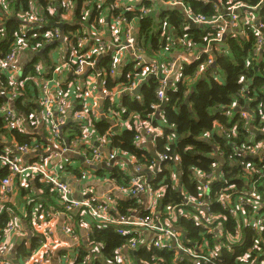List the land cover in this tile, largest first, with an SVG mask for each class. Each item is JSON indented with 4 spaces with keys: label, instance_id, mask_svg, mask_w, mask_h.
<instances>
[{
    "label": "built area",
    "instance_id": "obj_1",
    "mask_svg": "<svg viewBox=\"0 0 264 264\" xmlns=\"http://www.w3.org/2000/svg\"><path fill=\"white\" fill-rule=\"evenodd\" d=\"M103 0H84L78 11L72 0H56V2H47V9L42 7L35 8L32 2L29 4V10L24 11L22 7L16 14L18 28L14 35V40L10 44H5L7 51L0 57V79L5 78L6 86L0 81V96L6 99V103L0 106V120L9 130H16L19 134L32 136L28 126H36L42 123L47 127V138L45 142L47 148H58L53 153L44 156L42 146L34 143L33 147L15 146L12 143H4L12 146L13 150L5 147L0 152V167L6 168L7 175L0 180V212L5 208L8 216V222L3 229L0 239V264H49L51 253L50 245L52 237L51 224L59 218H66L68 224L78 217L81 222L89 225L86 234V242H89L91 234L90 224L86 222L92 219L100 226L112 227L114 232L119 236L130 237L129 242L121 246L116 251L117 264H133L124 254L127 252H137L145 250L147 252L153 249L173 250L175 264H180L184 259L190 261L191 264H226L220 260L218 253L222 249H226V243H221L210 251L205 244L195 243L189 245L183 234H179L172 227H165L161 223L157 213H155L156 203L158 199L157 191L154 189L153 183H148L142 177L144 167L132 166L131 172L134 175L128 187H114L113 192H106L99 198L89 197L88 199L76 200L72 197L70 187L60 179L58 172L62 170L63 157L67 154L80 155L83 164L88 166H96L106 163L109 169H117L123 173H127L126 160H122L117 152H106L105 137L101 140L95 135L92 128V121L97 122L103 118H107L113 128L127 129L131 117L122 119L118 113L114 111L115 101L118 97L130 95L134 100L139 101L138 96H132L133 91L144 83L146 78H154L159 81L160 87L156 93L158 104L153 107L155 115L161 109L162 100L165 98L166 91L181 79L182 71L180 70L179 60L168 59L164 55H159L160 59L150 57L151 51L146 52L138 43L136 37L137 21H128L124 13L113 15L109 13L108 21L101 18L103 11L101 10V2ZM204 6H211L215 16L208 19L205 16H197L190 11L184 0H127L125 5L118 1L112 5V8L124 9V12H134V7L141 6L139 11L146 16L150 12H154L157 16L163 14L164 11L180 9L184 18H188L192 24L202 27L205 31L203 38L204 44L193 46L185 36L179 37L175 34H167L165 30L161 31L160 37L164 35L168 38V51L171 48H179L181 52L187 55V59L183 61L186 64H192L202 60L199 71L193 74L191 83L196 81L199 74L213 65V55L221 51V46L228 35L235 36L239 32V28L251 26L255 29L257 36L255 37L253 57H260L264 49V33L262 23L255 24L252 22L253 13L263 7L264 0H258L255 6L239 0H195ZM149 3L150 8L143 7ZM59 8L56 9V5ZM8 0H0V20L5 10L10 7ZM45 7V8H46ZM49 12H48V11ZM57 10H59L57 12ZM78 11L79 16L75 15ZM56 18L54 13L59 14L57 17L62 20L70 29L77 32V36L73 33L65 35L57 26L44 28L51 22L46 19V13ZM107 12H109L107 10ZM92 15H97L95 20H91ZM256 20V15H255ZM68 22H71L68 24ZM84 23L89 25L84 27ZM2 23L0 22V25ZM93 24V26L91 25ZM105 29V30H103ZM186 31L191 29L189 22L185 20ZM42 31V32H41ZM70 31V32H73ZM241 33L244 29L240 30ZM3 33V30H0ZM98 33V38H92L89 33ZM40 33H42L40 35ZM108 39H105V36ZM41 36L42 44H35L29 47L30 40ZM76 38V46L71 45L70 41ZM57 50V56L47 65L43 62L30 61L25 67H20L18 59L20 53L24 50L37 54L45 47H53ZM200 51L199 53H197ZM63 52L62 54H60ZM173 52V51H172ZM171 52V53H172ZM104 58L109 59V70H105L101 66ZM125 58H128V64H123ZM133 64L134 70H139V78L128 88H112L108 89L106 83L108 81H117L123 75L125 65ZM181 63L180 65H182ZM179 67V68H178ZM205 67V68H204ZM207 67V68H206ZM204 69V70H203ZM147 70V71H146ZM33 73V75H31ZM213 75L218 76L217 73ZM27 83L33 84L35 88L36 110L31 112L27 118L11 108V103L24 93ZM173 83V84H172ZM188 96V95H187ZM33 100V99H32ZM75 102V105H73ZM104 103L107 104L106 112L102 111ZM239 111V110H238ZM227 112V115L230 114ZM244 119L245 128L249 132V138L246 145H242L238 151L239 154L248 156L256 162L262 164L264 169V140H258L264 137V115H253L252 112L244 110L241 112ZM232 120V118H230ZM68 122H75L80 126L81 137L68 145H62V130ZM135 129L140 133L136 138L137 147L142 148L141 142L143 136H160V129H152L150 123H135ZM218 129V134L226 135L230 133L232 137H236L237 132L235 126L231 129ZM33 130V129H32ZM213 131V132H214ZM257 133V135L255 134ZM98 143V145H97ZM38 155V156H37ZM33 156L36 160L29 163L23 162V157ZM217 156V154H215ZM219 157V156H218ZM159 162L167 161V156H158ZM159 163V166H160ZM129 164V163H128ZM155 162L151 167L152 170ZM219 166H216L218 168ZM215 168V169H216ZM215 172V170H214ZM206 176V179L216 180L218 177L215 173ZM220 174V173H219ZM246 175L251 176L252 170H247ZM259 187L264 189V170L258 171ZM82 175H86L82 172ZM23 176H31L39 178L41 182L50 185L51 189L56 192L58 202H61L62 212L48 211L45 212L40 207L33 211L30 220L33 229L39 228L40 241L35 250H26L25 254L17 260H12L8 255L10 253V242L19 230L18 217L14 208H7L4 204L13 202L14 197V180ZM22 180V179H21ZM107 181V178H103ZM210 181L205 183L204 193L210 189ZM235 193V192H234ZM240 196H233V187L229 186L217 193V202H221V207L228 210L229 214L238 219L239 225L250 227L254 233L261 235L264 226V192H258L255 184H252L246 190H241ZM119 194L129 199L140 198L147 195V203L144 210L148 215L142 217L135 210L128 217H122L115 209L114 195ZM181 205H175L172 208L167 206L163 209L167 215L174 217H184L188 221L193 220L199 226L200 231L213 238L220 239L222 232L220 225H214L216 216L209 214L208 197L204 200H196L191 195L187 196L181 192ZM205 195V194H203ZM208 195V193H206ZM236 197V198H234ZM141 205V201L139 203ZM184 207H188L187 210ZM250 209L252 214L247 212ZM238 230V228H236ZM66 232L75 237L74 232L67 228ZM228 244L234 245L240 242L241 237L227 235ZM240 244H243V240ZM191 248V249H190ZM206 251V253H204ZM89 255L83 258V264H90L95 250L90 247ZM82 254L80 250H75V260ZM249 256H246L244 262ZM130 260V261H129ZM73 263V264H74ZM157 262H139L136 264H156ZM63 264H72L70 258H65Z\"/></svg>",
    "mask_w": 264,
    "mask_h": 264
},
{
    "label": "trees",
    "instance_id": "obj_2",
    "mask_svg": "<svg viewBox=\"0 0 264 264\" xmlns=\"http://www.w3.org/2000/svg\"><path fill=\"white\" fill-rule=\"evenodd\" d=\"M32 1L17 0L14 13L20 7L24 11L29 10V4ZM36 1L42 8H45L47 2H49L48 0ZM83 1H75L78 11ZM117 1L122 5L127 2V0H103L101 2V10L105 8L113 15L119 12L121 14L124 13L128 21H137L136 37L139 45L146 52L151 51L152 55L156 54L157 59H160V54L169 52L167 49L168 38L165 35L164 38L160 37L162 30H165L167 34L173 33L179 37L185 36L193 46L204 44L205 31L202 27L183 31L185 18L180 9L164 11L160 16L155 15L154 12L144 16L139 11L141 6L134 7V12H124L122 6H120V9L112 8V5ZM239 1L249 4V6H255L258 3V0ZM184 3L194 15L205 16L208 19L215 16L211 6H204L195 0H184ZM143 7L149 9L150 4L146 3ZM78 11L75 12L76 16H79ZM45 15L48 21H57L53 16L49 17L47 13ZM54 15L57 17L59 14L54 13ZM258 15L264 29V9L259 11ZM12 18L13 20L4 21V27L0 29L3 30V33L0 32V57L7 51V47H3L4 44L1 42L10 44L15 38L18 22L15 14ZM96 18L97 15H92L91 20L93 21ZM243 29L242 33H237L234 37L231 35L226 37L224 44L221 46V51L213 55V65L206 69L204 75L197 79L198 81L194 86L189 85V83L193 74L200 70L205 57L198 62L184 66L180 81L166 91L167 105L161 110L163 111L164 123L163 127L161 125L162 134L160 136H152L158 156L168 157L167 161L160 163V172L153 183L155 191H157V194L159 193L155 213H157L163 226L172 227L180 235L183 234L185 236V240L189 244L185 246L187 248L191 244L200 243L205 244L210 251L214 252L217 246L221 243H226V249H222L218 253L220 260H223L226 264H264V226L261 235L254 233L250 227L239 225L241 224L239 214L238 219H234L228 210H224L221 207V202H217V193L229 186L233 187V196H240L242 194L241 190H246L252 184H255L258 192H264L263 187L258 185V176L256 174L258 171L264 170L262 169V164L238 153L240 151L239 148L242 145H246L249 138V132L245 128L241 112L247 110L255 116L258 114L264 115V49L260 57H253L252 51L257 33L251 26H245ZM73 30L64 28L63 33L65 35L73 33L74 36H77V30ZM75 40L76 38L70 41L71 45L76 46ZM35 44H42L41 36L30 40L29 47ZM101 62L104 63L101 67L109 70V59L104 58ZM214 72L218 76L213 75ZM139 75L140 71L134 70L133 64L130 63L123 70V75L120 79L106 83L107 88H128L139 78ZM241 77H243V80H241ZM0 81L6 86L5 78H1ZM159 87V81L151 78L142 85L138 95L139 101L134 100L130 95H123L120 99V106H114V111L122 119L131 117L127 129H117V132H114L107 118L97 122L92 121V128L98 139L101 140L102 137H105V147L110 152H117L118 155L133 158L134 163L132 166L149 168L153 165L152 156L145 149L137 147L136 138L140 136V133L135 129V123L147 122L150 123L152 129L160 128V122L155 120V111L153 109L158 104L156 93ZM34 91V85L27 83L21 97L11 103L18 115L20 114L22 117L27 118L31 112H35L36 95L34 94L36 93ZM185 100L188 101L187 105H184ZM4 103H6V99L0 96V106ZM235 108L239 111H235ZM107 109L108 106L104 103L102 111L106 112ZM225 109L230 114L229 116L227 112H224ZM234 126L237 132L235 138L230 133L221 135L214 131L219 127L221 129H231ZM81 129V124L79 126L75 122H68L64 126L62 133L68 132L70 134L71 143L81 137ZM204 133H208V135L205 136ZM1 137L8 144L12 143L15 146L25 145L31 148L34 143H37L42 146V149L47 147L45 142L47 134L44 133L43 137L38 135L35 137L23 136L16 130H9L0 120V152L5 148ZM261 139L264 140V137L258 138V140ZM215 154L224 160L225 165L221 167L218 179L209 180L205 177L211 175L216 166H219L214 159ZM247 170H252L251 176L245 174ZM7 173L6 168L0 167V180ZM99 173L104 172L99 171ZM129 173V171L123 173L117 169L110 170L109 179L114 184L113 187H128L134 177L132 173ZM172 174L176 175V183L172 181ZM37 179L39 180V178ZM208 181L211 183L210 189L204 193L203 187ZM42 184L48 190L45 182ZM179 191L187 196L191 195L198 201L208 197V212L217 217L214 225H220L222 229V235L219 240L209 235L203 236L205 234L200 231L199 226L193 220L188 221L182 216L173 218L163 212V209L167 206L172 208L175 205H181ZM114 201L115 209L122 217L130 216L133 210L137 211L142 217L148 215L147 211L139 209L140 198L127 200L122 197H114ZM4 206L14 208V203L4 204ZM40 208L45 212L50 210L62 212L63 210L62 207L53 210L46 207V205H42ZM184 209L187 210L188 207H184ZM5 211V208H3L0 212V239L3 229L9 220ZM247 212L252 214L250 209H247ZM75 220L79 222L78 217H75ZM93 222L95 221L89 219L91 234L87 245L93 248L95 253L99 248L101 249L97 256H93L90 264H117L116 251L129 242L130 237L119 236L112 227L100 226ZM227 235L234 237L238 235L241 240L237 244L230 245L228 244V239H226ZM242 240L243 244H240ZM39 241V237L33 238L30 250L36 248ZM21 252L25 254L27 251L21 250ZM135 255L142 262L152 263L155 261L157 262L156 264H175L174 259L176 257L172 249H153L150 252L140 250ZM85 256H87V253L83 252L76 259L75 264H83L82 261ZM246 256L249 257L244 262ZM180 264L191 263L189 260L184 259Z\"/></svg>",
    "mask_w": 264,
    "mask_h": 264
},
{
    "label": "crops",
    "instance_id": "obj_3",
    "mask_svg": "<svg viewBox=\"0 0 264 264\" xmlns=\"http://www.w3.org/2000/svg\"><path fill=\"white\" fill-rule=\"evenodd\" d=\"M48 1L56 2V0H48ZM75 1L77 0H74L73 4L77 8V4L75 3ZM8 2H9L8 7L10 8L7 11L5 10L4 12H2L3 17L0 20V22L2 23L0 25V29L4 27L3 25L4 21H8L10 19L13 20L12 18L13 15L14 14L16 15L18 13V11L14 13V11L11 10L14 4H17V0H8ZM32 5L35 8H38L40 4H38L36 0H33ZM262 9H264V6L259 8L258 14H259V11H261ZM102 11H103V16H104L103 19L105 21H108L109 12H107L105 8H103ZM70 23L71 22H68V24ZM254 23L255 24L260 23L259 15H257V12H256V20ZM242 29L243 27L240 26L239 28L240 33H241L240 30ZM89 35L93 39L98 38L97 32L89 33ZM105 39L106 40L108 39L107 35L105 36ZM199 52L200 51H198L197 53ZM31 53L33 52H30L27 49L24 50L23 53H20V56L18 59V64L20 67H25L27 64L30 63L32 59L33 61L35 60L38 62H43L44 65H47L57 56V50L48 49L47 47L43 48L42 51L37 54H31ZM62 53L63 52H61L60 54ZM162 55L166 56L168 59H171V60H176V59L179 60V66H180L181 71L183 70L184 66L190 65V64L183 63V61L187 59V55L181 52L179 48H171V50L167 54L164 53ZM149 56L155 57L156 54L155 55L149 54ZM125 62L126 64H128V58H125V60L123 61V64ZM181 63L183 64L180 65ZM125 66L127 68L128 65H125ZM205 72L206 70L202 71V73L199 74V77H202ZM199 77L196 78V81H194L193 83L191 84L189 83V85L194 86V84L198 81L197 79H199ZM149 79L151 78H148V80ZM148 80H146L145 83H147ZM174 85L175 84H173L172 86ZM121 98L122 96L118 97V99L115 101V104L117 107L120 106ZM74 105H75V102H73L72 106ZM10 107L14 109L13 104ZM162 113L163 111H159L158 114H156L155 116V120L157 122H160L159 129H160L161 134H162L161 125L162 127L164 125ZM25 127L27 128V130H30V133L33 134L31 137H35L36 135H38L39 137H43V134L47 133V127L42 123H38L36 124V126H33V127L25 124ZM114 132H117V131H114ZM62 137L63 139L61 142V146L68 145L70 143V139H69L70 134L68 132H65V134L62 133ZM1 141L2 143L3 142L7 143L3 137H1ZM139 144L142 145V148L145 149L150 155H151V151H154L158 157V154L155 151L152 136H143ZM4 147L9 148V146L7 145H4ZM105 148H106L105 151L108 152L109 149H107V147ZM57 149L58 148L44 147L42 152L45 153L44 154L45 156L47 154L53 153V150H57ZM79 157L80 155H76V154H68V155L66 154L63 157V161H62L63 168L61 171L58 172V176L60 177V179L64 180L65 183L70 187L72 197L76 200H81V199H88L89 197L99 198L103 194L109 191L112 193L114 189L113 187L114 184L109 179V172L111 169L107 167L106 163H102L103 165L101 167H98V169L96 168V169L85 170L82 167L84 165L81 164V162L79 161ZM121 158L123 161L124 159L126 160V162L124 161L126 163V168L130 172L129 174H131L132 173L131 167H132V164L134 163V159L126 157L124 155H122ZM34 160L36 159L33 156H30L28 158L24 157L23 162L29 163ZM143 169L148 170V172L150 173L147 174V171H144L142 173V177H144L147 182L149 181L150 183H154L158 173L160 172V166L158 167V170L156 172H154V167L152 168V170L147 169L146 167H144ZM99 171H103L104 173H99ZM82 172L85 173L86 175L83 176ZM103 178H107V181H104ZM171 178H172V181L176 183V175L172 174ZM42 183L43 182L41 181L39 182L37 178H34V177L31 178V176H23L22 178H16L14 180L13 203H14V206L16 207V209L14 208V211H15L16 216L18 217L19 230L17 231V233L14 235V237L12 238L10 242L11 248H10V253L8 256L12 260H17L19 258L16 256H22L23 252H21V250H30V246L33 241V238L40 237L39 233L41 231L40 230L38 231L40 227L33 229L31 226V222H30L33 216L34 209L37 207H41L42 205H46V207L53 209V210L59 209L61 207V202H58V198H57L58 196L56 192L53 191L47 183H45L48 187V190H47V188L43 186ZM178 194H181V191H179ZM114 197H122L123 199L129 200L128 197H123L119 194H115ZM179 198L181 201L182 197H180V195H179ZM140 201H141L140 208L144 209L147 203V195L145 194L142 195L140 197ZM86 222L89 223V219L86 220ZM67 228L71 229L76 236L73 237L70 234H68L66 232ZM51 230L53 232L52 234L53 238H51V241L49 242L50 253H51L49 264H63V261L65 258H70L71 263L73 264L74 259H75V255H74L75 250H80L82 253L83 252L87 253V256L89 255L90 246H88L86 242V234L89 230V225L87 223L81 222L80 219H79V222H76L75 217H74L71 223L68 224V222L66 221V218L63 217V218H59L58 220H55L54 222H52ZM37 247H38V244L35 250L37 249ZM100 249L101 248H99L96 253L93 252L92 256L94 257L97 256ZM124 254L126 255L127 259L132 260L133 264L142 262L141 260H138V258L136 257L137 256L135 255L136 252L125 251Z\"/></svg>",
    "mask_w": 264,
    "mask_h": 264
},
{
    "label": "water",
    "instance_id": "obj_4",
    "mask_svg": "<svg viewBox=\"0 0 264 264\" xmlns=\"http://www.w3.org/2000/svg\"><path fill=\"white\" fill-rule=\"evenodd\" d=\"M185 20H187V21L189 22V27H190V28H197V26H195L194 24H192V22H191L187 17L185 18ZM263 33H264V30H263ZM146 80H148V78L145 79L144 83L146 82ZM144 83L141 84L138 88H136V89L133 91L132 94H133V95H137V94H139L140 88H141L142 85H144ZM187 103H188V101L185 100V101H184V105H187ZM166 105H167V101H166V98H164V99L162 100V103H161V110H163V109L166 107ZM235 111H238V109L235 108ZM114 131H116L115 128H114ZM255 134L257 135V133H255ZM9 148H10L11 150H13L12 146H9ZM151 156H152L153 160L155 161L154 172H156V171L158 170L159 163H160V162H159V158L157 157V155L155 154L154 151H151ZM29 157H30V156H29ZM23 158H24V157H23ZM214 159H215V161L220 165L218 168L215 169V172H214V173H215V176L218 177V175H219V173H220V171H221V167L225 165V162H224V160H223L221 157H218V156H215ZM79 161L81 162V164H83V159H82L81 157H79ZM83 165H84V166H82L83 169L88 170V169H96V168L98 169V167H101L103 164H99V165H96V166H93V167L88 166V165H85V164H83ZM144 171H147V174L150 173V172H148V170H146V169H143V170H142V173H143ZM63 181H64V180H63ZM148 183H149V181H148ZM179 195H180V197H182L181 194H179Z\"/></svg>",
    "mask_w": 264,
    "mask_h": 264
},
{
    "label": "clouds",
    "instance_id": "obj_5",
    "mask_svg": "<svg viewBox=\"0 0 264 264\" xmlns=\"http://www.w3.org/2000/svg\"><path fill=\"white\" fill-rule=\"evenodd\" d=\"M59 8V4H58V6L56 5V9H58ZM44 9H47V7L46 8H44ZM48 11V10H47ZM59 10H57V12H58ZM49 12V11H48ZM48 12H47V14H48ZM49 17H52L51 15H48ZM56 19H57V21H49V22H51L48 26H44V28H50V27H54V26H57L59 29H61L62 31H64V28H69L66 24H64L63 22H62V20L61 19H59L58 17H56ZM42 32V31H41ZM1 43H3L4 44V42H1ZM48 49H54V46L53 47H48ZM202 68H203V66H201ZM147 71V70H146ZM241 80H243V77H241ZM142 87V86H141ZM141 89V88H140ZM139 94H137V95H134V96H138ZM133 96V95H132ZM160 111H161V109H160ZM117 130V129H116ZM204 135L205 136H207L208 135V133H204ZM151 136H153V135H151ZM155 162V161H154ZM161 191H163V190H161ZM159 194V193H158Z\"/></svg>",
    "mask_w": 264,
    "mask_h": 264
},
{
    "label": "rangeland",
    "instance_id": "obj_6",
    "mask_svg": "<svg viewBox=\"0 0 264 264\" xmlns=\"http://www.w3.org/2000/svg\"><path fill=\"white\" fill-rule=\"evenodd\" d=\"M14 7H15V4H14V6L11 8V10L12 11H14ZM252 13H253V18H252V22H254L255 21V15H256V12H254V11H252ZM101 18L103 19L104 18V16H101ZM87 23H84V27H88L89 25H86ZM92 26H93V24H91ZM103 30H105V29H103ZM183 31H186V29H185V27H184V30ZM221 80V79H220Z\"/></svg>",
    "mask_w": 264,
    "mask_h": 264
}]
</instances>
